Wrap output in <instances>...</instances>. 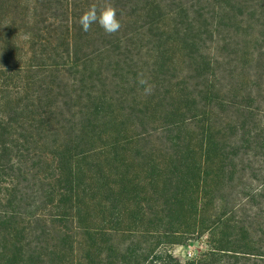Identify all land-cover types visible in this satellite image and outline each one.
I'll return each mask as SVG.
<instances>
[{"label": "trees", "instance_id": "obj_1", "mask_svg": "<svg viewBox=\"0 0 264 264\" xmlns=\"http://www.w3.org/2000/svg\"><path fill=\"white\" fill-rule=\"evenodd\" d=\"M252 1L224 0L199 20L185 3L108 0L120 23L140 9L128 22L169 26L161 67L197 70L128 105L112 71L107 90L92 83L102 71L75 88L56 73L81 14L105 0H0V264H178L167 246L206 223L213 244L188 264H264V9ZM205 44L248 48L259 71L209 74ZM191 78L197 89L179 87ZM165 101L167 117L153 114Z\"/></svg>", "mask_w": 264, "mask_h": 264}, {"label": "rangeland", "instance_id": "obj_2", "mask_svg": "<svg viewBox=\"0 0 264 264\" xmlns=\"http://www.w3.org/2000/svg\"><path fill=\"white\" fill-rule=\"evenodd\" d=\"M223 2L224 0H199L198 2L195 0H158L159 5H167L170 9H174L180 3H185L186 6L189 7L193 18H198L199 20L203 19V17H198L200 11L201 13L205 10L218 13L219 9L223 10V7H225V9L228 8V4L224 6V4H222ZM250 4H255L257 6V11L264 9V0H253ZM125 11L130 12L131 9H126ZM243 11L247 12L245 8ZM134 14L138 16L137 21L143 16L140 9H135L132 17L121 16L123 20V22L121 21V28L114 34L105 33L98 24L96 29H94L95 25L93 24L88 32H84L81 26L77 24L73 32L75 36L73 41L63 48V54L58 58L65 62L64 65H61L58 70H56V73L62 77V83L75 88L73 84L77 83L78 80L76 79L82 73L85 76L84 71H87L86 74L93 78H97L96 71H102V77L100 78L102 84L96 82L92 83L96 85V90H107V86L110 84L111 80L105 71H112V76L114 78L111 82V90L115 92L121 90V83L125 87L123 91L128 94L127 103L130 105V103L133 102L132 99H130L131 96L135 102L144 100L154 101L156 99L155 94H164L170 84L180 81L183 76L191 77L194 75L197 70L192 64H188L186 59H183L182 63L173 61L171 63L166 62L164 67L159 65L158 54L165 48V45L161 42L165 41V37L163 34H159V27H167V34L170 33V28L161 20L151 25L135 26L131 22H128L134 21L133 18H137ZM166 19H168V21L178 22L181 18L180 16L166 14ZM243 22L245 23L244 26L250 25L253 28L258 27L253 20L247 22L244 19ZM141 23L142 20L138 25ZM150 29L157 32V37ZM241 30L240 28L236 35H241ZM148 31H151L155 36L153 37ZM121 35L125 36L119 39ZM54 38L55 37L52 35L49 39V43ZM159 38L161 41L158 40ZM205 45L207 48L206 55L214 59L213 65L209 68V74L214 73V71H216L217 74L219 71H259L251 67V62L247 57L248 48H243L235 54L234 51L231 50V46L216 52L217 47L213 45V49H210L208 52L207 50L209 47L207 44ZM127 46L126 53L125 48ZM257 55L258 52L255 51L253 59H255ZM25 63H32L30 56L28 61L25 60L24 64ZM172 67H178V70L173 72L171 69ZM14 71H32V73L36 74V78L47 76L53 72L52 69L46 70V68L37 71H34V68H22ZM172 74L176 76L170 77ZM121 76L122 79L118 80ZM157 77H159L158 80ZM141 81H144V83H141ZM194 82V79L191 78L190 80H185L180 83L179 87H187L188 91H193L198 88ZM118 95L119 94H116L115 96ZM165 102L164 104L159 102L153 114L159 115L160 117H167V112L171 110L170 106L173 103L168 101ZM131 106L133 105L131 104ZM69 113L72 116V107ZM155 125L157 124L155 123ZM220 213L221 212H219V214ZM209 225V223L204 224L202 230L191 234L190 238L185 243H176L167 246L168 252L174 257L178 264H188L203 253L209 251L211 244H213L211 242V237L208 235L210 231L208 228ZM214 237L215 239L216 237L223 238L221 234H215Z\"/></svg>", "mask_w": 264, "mask_h": 264}, {"label": "clouds", "instance_id": "obj_3", "mask_svg": "<svg viewBox=\"0 0 264 264\" xmlns=\"http://www.w3.org/2000/svg\"><path fill=\"white\" fill-rule=\"evenodd\" d=\"M78 23L84 32H88L93 24H98L107 34H114L121 28V23L117 18V9L108 0L100 6L90 5L79 17Z\"/></svg>", "mask_w": 264, "mask_h": 264}]
</instances>
